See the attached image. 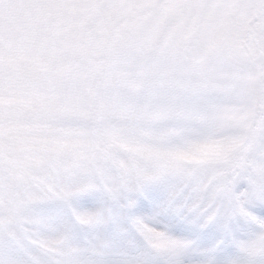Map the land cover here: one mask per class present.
I'll return each mask as SVG.
<instances>
[{
    "label": "snow or ice",
    "instance_id": "snow-or-ice-1",
    "mask_svg": "<svg viewBox=\"0 0 264 264\" xmlns=\"http://www.w3.org/2000/svg\"><path fill=\"white\" fill-rule=\"evenodd\" d=\"M0 264H264V0H0Z\"/></svg>",
    "mask_w": 264,
    "mask_h": 264
}]
</instances>
